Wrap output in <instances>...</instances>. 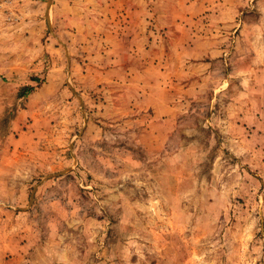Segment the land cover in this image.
<instances>
[{
    "label": "rangeland",
    "instance_id": "1",
    "mask_svg": "<svg viewBox=\"0 0 264 264\" xmlns=\"http://www.w3.org/2000/svg\"><path fill=\"white\" fill-rule=\"evenodd\" d=\"M0 264H264V0H0Z\"/></svg>",
    "mask_w": 264,
    "mask_h": 264
}]
</instances>
